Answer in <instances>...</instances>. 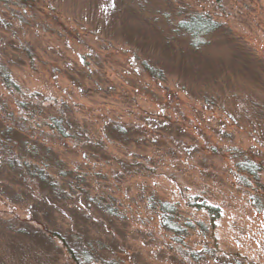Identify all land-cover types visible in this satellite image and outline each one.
Returning <instances> with one entry per match:
<instances>
[{"label": "rangeland", "instance_id": "obj_1", "mask_svg": "<svg viewBox=\"0 0 264 264\" xmlns=\"http://www.w3.org/2000/svg\"><path fill=\"white\" fill-rule=\"evenodd\" d=\"M33 3L43 16L35 14L34 22L28 16L29 27L17 34L0 30V48L27 42L40 58L32 65L18 52H0V63L13 57L12 78L36 112L43 103L50 113H64L77 136L60 146L48 138L63 160L56 170L69 187L78 182L103 201L84 215L63 202L62 214L40 213L33 189L21 187L0 154V218L40 227L34 211L63 228L70 220L86 224L89 235L105 229L107 242L116 238L115 251L123 246L125 264H215L203 253L194 260L205 246L225 261L264 264V0ZM15 11L0 6L1 17ZM191 12L219 23L197 49L178 28ZM49 16L75 20L87 32L74 38L56 25L42 26L43 19L52 23ZM144 61L163 76L139 75L135 66ZM21 98L0 87V105ZM246 162L257 166V178ZM158 202L174 205L172 224L186 232L182 242L162 227ZM107 205L118 212L113 222ZM207 207L219 210L216 220ZM26 243L5 247L1 264H76L39 236Z\"/></svg>", "mask_w": 264, "mask_h": 264}, {"label": "trees", "instance_id": "obj_2", "mask_svg": "<svg viewBox=\"0 0 264 264\" xmlns=\"http://www.w3.org/2000/svg\"><path fill=\"white\" fill-rule=\"evenodd\" d=\"M7 4L15 5L17 11L12 12L13 14L5 18L0 16V30L3 32L17 34L21 32V29H24L25 25L29 27L30 23H27L28 19H26L28 16L31 17L30 19L33 17V22L35 21V14L37 17L43 16V13L36 8L33 0H0L2 8ZM49 17H51L52 23L48 24L43 19L42 26L49 28L52 26L54 28L56 25L65 29L74 38H81L80 35L87 32L86 27L75 20L59 16ZM14 23L18 24V30L15 29ZM12 26L15 29L13 32L10 29L7 30L8 27ZM31 27L33 26L31 25ZM178 28L193 38L192 46L197 49L204 44L206 36L219 28V23L213 21L204 13L191 12L186 15V19L180 21ZM4 44V49L0 48V52H4V55L14 51L18 52L20 53L19 58L25 57L32 65H34L37 58H40V53L31 43L23 42L18 46L17 44L13 46L9 42ZM5 58L6 61L0 63V87L6 92L18 93L24 99L21 98L20 103L14 102L12 107L0 105V154L3 158V167L9 170L12 175L21 177V187L33 189V203L35 204L33 208L43 204L45 209L39 208L40 213L55 215L57 211L62 214L66 211L64 209L66 206L62 202L70 203L82 215L86 214L85 212H90L94 204H101L103 196L92 197L91 193L80 186L78 182L69 187L70 183L63 170L62 172L57 171L56 169L59 167L54 165L55 162L59 165L63 163L61 155L55 147L56 144L48 142V138L51 137L60 146L61 141H67L69 137L77 136V132L69 129L70 122L64 117V113L58 111L50 113L49 107L46 110L43 103L42 106L37 107L38 111L36 112L33 101L25 99L26 96L22 91V87L12 78V68L16 65L13 57L10 58L8 54ZM135 67L139 75L148 74L149 78L153 80L157 79L158 76H163L161 70H154L155 68L149 67L145 61L137 63ZM31 108L35 110L31 112ZM112 123V130L116 131V126ZM125 130L119 124L118 136L124 137ZM44 136H46V139H42ZM95 145L98 146L97 143ZM244 168L251 176L258 177L256 174L258 168L255 164L246 162ZM158 205V210L164 219L162 227L166 231L174 233V240L177 239L176 242H182V233L186 232L181 227L172 224L176 214L174 205L164 202H158ZM206 209L213 215L215 220L218 218L219 210L217 208L207 207ZM104 210H106L107 217H110L112 222L119 216L118 212L112 210L108 205L104 207ZM29 212L36 216L34 217L36 221L39 220L40 227L34 225L30 220L20 217L0 218V235L3 236L0 242V264L4 261L1 251L5 247H10V244H12L11 247L23 246V242L25 244H27V241L32 240L33 242L38 236L44 243L49 244L51 242L54 247L57 245V249L65 250L69 258H72V263L125 264L126 255L123 246L119 251H115L114 248L117 247L113 243L116 242V238L113 237L111 241L107 242L103 236L106 232L105 229L99 230V236H93L88 234V225L86 224H84V228L80 222L70 220L69 224L63 228L58 225V219L49 221L47 217L45 221L37 217L39 212ZM64 221L62 220V222ZM54 239L62 241L64 246L55 245ZM200 253H203L206 258L212 259L215 264H243L237 260L231 262L229 260L225 261V257L221 259L215 257L216 255L212 254L209 246H205L202 251L194 254L195 261L201 260Z\"/></svg>", "mask_w": 264, "mask_h": 264}]
</instances>
